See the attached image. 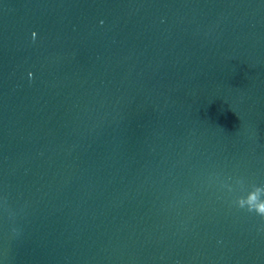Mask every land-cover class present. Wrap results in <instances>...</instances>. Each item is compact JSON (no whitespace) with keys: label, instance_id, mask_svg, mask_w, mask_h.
Masks as SVG:
<instances>
[{"label":"water","instance_id":"1","mask_svg":"<svg viewBox=\"0 0 264 264\" xmlns=\"http://www.w3.org/2000/svg\"><path fill=\"white\" fill-rule=\"evenodd\" d=\"M260 80L264 0H0V241L117 153Z\"/></svg>","mask_w":264,"mask_h":264},{"label":"clouds","instance_id":"2","mask_svg":"<svg viewBox=\"0 0 264 264\" xmlns=\"http://www.w3.org/2000/svg\"><path fill=\"white\" fill-rule=\"evenodd\" d=\"M32 37L33 40H35L36 34L33 33ZM29 76L31 77V73H29ZM234 204L236 205V207L240 209H246L250 213L254 212L256 215L264 219V201H258L257 197L254 194L250 195L247 200L237 198L234 201Z\"/></svg>","mask_w":264,"mask_h":264}]
</instances>
